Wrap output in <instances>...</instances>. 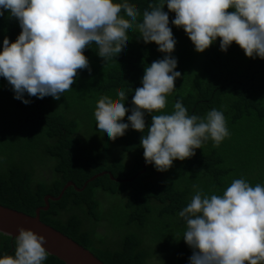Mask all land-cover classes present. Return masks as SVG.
Wrapping results in <instances>:
<instances>
[{"label":"trees","instance_id":"1","mask_svg":"<svg viewBox=\"0 0 264 264\" xmlns=\"http://www.w3.org/2000/svg\"><path fill=\"white\" fill-rule=\"evenodd\" d=\"M128 2L142 12L149 0ZM162 11L168 12L166 5ZM173 16L168 12L175 39L170 55L181 76L162 111L170 112L177 99L189 115L203 117L216 108L230 135L217 147L211 140L202 143L194 155L173 160L166 171L149 164L137 175L144 162L141 133L128 128L108 140L97 132L93 117L96 100L107 96L115 101L121 89L124 106L130 108V89L140 86L143 68L163 55L135 30L117 62L103 64L95 45H88L83 55L90 71L77 70L59 99L25 94L30 102L24 104L0 77V205L34 215L45 196H58L71 181L79 189L70 185L57 200L49 199L39 218L104 264H147L161 247L171 259L168 264H187L191 249L182 239L184 223L177 212L190 201L193 185L202 194L220 195L234 178L264 184V59L245 57L234 42L222 52L219 38L197 53L183 30L171 25ZM19 31L15 18L0 16V40L7 36L12 42ZM83 91L92 104L86 112ZM144 121L147 127L150 114ZM99 172L105 173L88 180ZM13 250L14 238L0 233V255ZM42 264L65 263L48 254Z\"/></svg>","mask_w":264,"mask_h":264},{"label":"clouds","instance_id":"2","mask_svg":"<svg viewBox=\"0 0 264 264\" xmlns=\"http://www.w3.org/2000/svg\"><path fill=\"white\" fill-rule=\"evenodd\" d=\"M163 5L174 13L171 25L183 30L195 52L219 38L222 52L234 42L245 57L264 59V0H149L142 12L128 0H0V16L15 18L20 29L12 42L7 36L0 40V77L24 104L30 102L25 94L59 99L77 70L90 71L83 55L88 45H95L105 64L123 53L135 30L163 55L143 68L139 87L129 88L130 108L121 89L115 101L100 96L93 117L97 132L108 140L128 128L140 132L145 165L166 171L173 160L190 158L209 140L217 147L230 133L216 108L203 117L189 115L177 99L170 112L162 111L181 76L170 55L175 39ZM145 114H150L147 127ZM193 188L190 201L177 212L184 223L182 239L191 249L187 264H264V184L234 178L220 195ZM43 242V235L18 227L13 253L0 255V264H42L48 255Z\"/></svg>","mask_w":264,"mask_h":264},{"label":"water","instance_id":"3","mask_svg":"<svg viewBox=\"0 0 264 264\" xmlns=\"http://www.w3.org/2000/svg\"><path fill=\"white\" fill-rule=\"evenodd\" d=\"M149 165V164H148ZM145 163L141 165V170L136 173H143L146 169ZM105 172L94 174L88 180L93 179ZM111 179H114L110 173H107ZM117 180V179H115ZM130 180V179H129ZM74 186L71 181L65 183L58 196H45L44 206L37 207L34 215H28L21 211L0 205V233L14 238L18 227L31 229L37 234L44 236L43 247L49 255H52L65 264H104L96 258L90 251L79 245L68 236L62 234L51 226L41 222L39 211L46 210L48 200H57L67 186ZM75 187V186H74ZM75 189H79L75 187Z\"/></svg>","mask_w":264,"mask_h":264},{"label":"rangeland","instance_id":"4","mask_svg":"<svg viewBox=\"0 0 264 264\" xmlns=\"http://www.w3.org/2000/svg\"><path fill=\"white\" fill-rule=\"evenodd\" d=\"M81 96H82L81 97L82 102L84 103L83 110L84 112H86L88 105L92 106V104L90 103L89 95L87 94L86 91H83ZM91 106H89L90 109L92 108ZM166 253H167L166 249L161 247L160 249H158V251L154 252V257L150 261H148L147 264H168L171 261V259L167 257Z\"/></svg>","mask_w":264,"mask_h":264}]
</instances>
